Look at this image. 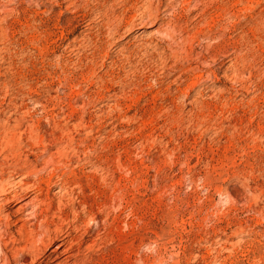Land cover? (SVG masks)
<instances>
[{"label":"rangeland","instance_id":"1","mask_svg":"<svg viewBox=\"0 0 264 264\" xmlns=\"http://www.w3.org/2000/svg\"><path fill=\"white\" fill-rule=\"evenodd\" d=\"M170 1L0 0V264H264V0Z\"/></svg>","mask_w":264,"mask_h":264},{"label":"bare ground","instance_id":"2","mask_svg":"<svg viewBox=\"0 0 264 264\" xmlns=\"http://www.w3.org/2000/svg\"><path fill=\"white\" fill-rule=\"evenodd\" d=\"M172 1V0H171ZM170 1V2H171ZM75 3V2H74ZM190 4V3H189ZM68 8V6H67ZM152 10V9H150ZM156 10V9H155ZM165 10V9H164ZM170 14V13H169ZM27 16V15H26ZM149 18V17H148ZM104 19V18H103ZM136 19V18H135ZM138 19V18H137ZM157 19V18H156ZM121 21V20H120ZM108 22V21H107ZM143 22V21H142ZM147 22V21H146ZM150 22V21H149ZM116 23V22H115ZM131 23V22H130ZM133 23V22H132ZM131 23V24H132ZM115 27V26H114ZM134 27V26H133ZM1 29V28H0ZM112 29V28H111ZM6 30V29H5ZM8 30V29H7ZM2 31V30H1ZM32 31V30H31ZM126 31V30H125ZM130 31V30H128ZM127 31V32H128ZM132 31V30H131ZM38 32V31H37ZM36 33V32H35ZM39 33V32H38ZM43 33V32H42ZM70 34V33H68ZM125 35V34H124ZM231 60V59H230ZM33 134V133H32ZM31 134V135H32ZM36 135V133L34 134ZM13 138V137H12ZM40 138V137H39ZM6 139V138H5ZM5 141V140H3ZM40 141V140H39ZM38 143L40 144V142ZM6 143V142H5ZM12 143V142H11ZM44 144V143H43ZM6 145V144H5ZM42 147V146H41ZM6 148V147H5ZM7 149V148H6ZM13 150V149H12ZM16 154V153H15ZM1 155V154H0ZM14 156V155H13ZM6 157V156H5ZM54 160V159H53ZM53 163V162H52ZM47 164V162H46ZM66 164V163H65ZM47 166V165H46ZM45 166V167H46ZM42 167V166H41ZM45 169V168H44ZM54 169V168H53ZM38 170V169H37ZM41 170V169H40ZM39 171V170H38ZM31 172V170L29 171ZM28 172V173H29ZM62 175V174H61ZM59 176V175H58ZM67 176V175H66ZM2 179V178H1ZM27 179V178H26ZM35 181V180H34ZM40 181V180H39ZM9 182V181H8ZM20 182V181H19ZM81 182V181H80ZM71 183V182H70ZM76 183V182H75ZM19 184V183H18ZM22 186V185H21ZM41 186V185H40ZM25 187V186H24ZM5 188V186L3 187ZM39 188V187H38ZM8 190V188H7ZM26 190V189H24ZM56 197V196H55ZM15 198V197H14ZM36 198V197H35ZM13 200V199H11ZM42 200V199H41ZM62 200V199H61ZM17 201V200H16ZM54 201V200H53ZM9 202V201H8ZM61 202V201H60ZM34 203V202H32ZM44 203V202H43ZM7 204V203H6ZM5 204V205H6ZM51 208V207H50ZM24 213V212H23ZM56 214V213H54ZM8 216V215H7ZM7 221V220H6ZM12 221V220H11ZM30 220H17L13 222V226L17 229V236L8 237L11 244H15L14 250L11 249L12 257L19 255L18 259H13L14 264H86L85 260L78 259V255L73 251L75 245L70 239L59 220H35L36 223L29 224ZM84 222V221H83ZM70 227V225H69ZM11 228V227H10ZM13 229V228H12ZM73 230V229H72ZM69 231V230H68ZM2 233V232H1ZM6 233V232H5ZM7 234V233H6ZM77 238V237H76ZM2 239V238H1ZM5 239V238H4ZM2 241V240H1ZM80 241V240H79ZM7 241H4V246ZM81 246V245H79ZM78 248V247H76ZM89 249V248H88ZM75 252V251H74ZM78 253V252H77ZM8 254V253H7ZM5 255V254H4ZM30 258L29 263L24 259ZM6 258V257H5ZM10 260V259H9ZM87 261V260H86ZM3 264H12L11 262L4 261ZM93 262V261H92Z\"/></svg>","mask_w":264,"mask_h":264}]
</instances>
